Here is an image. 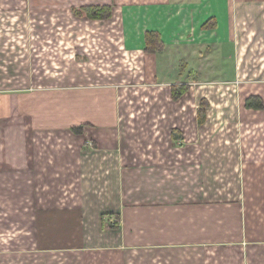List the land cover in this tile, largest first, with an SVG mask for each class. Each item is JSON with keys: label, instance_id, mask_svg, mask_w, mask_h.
<instances>
[{"label": "crops", "instance_id": "0c3cea01", "mask_svg": "<svg viewBox=\"0 0 264 264\" xmlns=\"http://www.w3.org/2000/svg\"><path fill=\"white\" fill-rule=\"evenodd\" d=\"M35 5L49 15V0H0V22L34 21ZM83 5L111 7L113 17L97 22L138 30L84 42L74 31L73 51L64 48L72 55L60 47L50 54L45 43L27 49L23 63L17 45L0 56V70H9L0 73V264H264V143L239 137V174L211 175L206 127L181 107L188 93L172 99L177 82L162 65L192 48L169 42L189 21L214 23L204 47L222 70L238 78L264 68L247 61L264 53V0ZM148 31L166 44L156 55L145 51ZM82 49L123 58L99 72L94 59L76 55ZM253 83L264 102V81ZM244 111L250 129L263 126L264 109Z\"/></svg>", "mask_w": 264, "mask_h": 264}, {"label": "rangeland", "instance_id": "374dc122", "mask_svg": "<svg viewBox=\"0 0 264 264\" xmlns=\"http://www.w3.org/2000/svg\"><path fill=\"white\" fill-rule=\"evenodd\" d=\"M34 1L36 4L37 0ZM89 7L83 5V0H49L47 8L49 15L41 13L42 7H36L35 5V10L33 11L35 13L34 21L5 20L0 22V30L2 31V36L0 37V50L2 53L0 56L2 61L15 55L13 53L15 50H12L11 53L9 52V46L13 47L15 45L18 46L19 51H22V53L18 52V63L25 61L27 49L32 46L41 47L45 43H47L46 47H50V54H55V47H60L62 54L66 52L72 55L73 52L70 53L67 48H64L70 47L72 49L75 45L74 39L77 36H74V31H76V35L82 37V42H84L86 40L90 41V37L97 36L99 32L104 37L108 31L111 32L114 29L121 33L136 32L138 30V23L133 22H97L106 19L92 18L91 14L86 12ZM112 17L113 11L111 10ZM41 18L43 20H40ZM213 24L189 21L181 23L178 28L180 29L178 31L179 36L168 41L170 43L188 45L187 47L192 48L188 52L182 51L181 53L167 54L162 65L167 67V71H165L168 72L169 76L167 77L174 79L171 80L172 82H177L171 85V94H173L174 88L177 94L183 91L184 88H188V91L181 95L182 98L183 95L189 94L181 107L187 105L198 116V123L199 118L202 121V125L199 124V127L203 125L206 127L204 141L210 147L209 173L211 175L222 174L224 178L231 179L232 176L239 174L238 152L234 148V144L238 145L239 137L249 142L251 135H253L256 142L264 143V131L261 129L262 127L264 128V122L261 123L263 125L261 128L253 126L250 129V125L247 124V121H249L248 116H242V119L238 116L240 110L243 112L250 109H264L255 108L258 106L259 100L262 102L263 100L260 96L253 95L257 87H252L255 84L253 83L254 81H264V68L246 69L243 71V75L238 78L232 75V71L226 72L222 70L224 63L219 62L218 53L212 50V46L210 49L204 47L207 42V31L214 26ZM31 30L33 34H31ZM92 44L94 45L95 43H90L89 45ZM207 44H209V41ZM5 48H8V50L5 51ZM79 53L83 59L86 58L88 60L87 58L89 57L94 59V66H97L98 69L96 70L99 72H104L102 71L104 65H110L109 67L112 66L115 69L116 65L121 63L117 61V58H123L117 52L109 55L107 53L95 54L82 49L80 52L77 51L76 55L78 56ZM126 56L128 57V55ZM247 61H251L250 63L253 66L255 64L262 66L264 53L249 55ZM3 65L6 68L0 70V73H5V77H8V64ZM23 76H19V79H24ZM149 79V73H147L145 80L150 81ZM239 80L249 84H239ZM250 82H252V85ZM174 137L176 138L175 140H178V132L175 133ZM261 168L249 165L248 170L249 172H257ZM107 221L112 222L114 227L121 222L120 218L117 219L115 217Z\"/></svg>", "mask_w": 264, "mask_h": 264}, {"label": "trees", "instance_id": "16d2710c", "mask_svg": "<svg viewBox=\"0 0 264 264\" xmlns=\"http://www.w3.org/2000/svg\"><path fill=\"white\" fill-rule=\"evenodd\" d=\"M111 10H112L111 7H89L86 9V12L91 14V17L95 18V19H110L111 18ZM206 27H208V26H206ZM145 39H146L145 51L147 54L156 55V54H158L164 50L165 46H164V43L162 41L161 35L158 32H147ZM175 90L176 89L174 88L173 89L174 92L172 94V97L174 100L177 101L181 98L182 93L188 91V88H184L183 91H181L178 94ZM258 100H259V98H258ZM255 108L263 109L264 108L263 102L261 100H259L258 106ZM199 124L202 125V121H200V118H199ZM114 217L119 219V217L115 216V215H112V216L110 215L109 219H112Z\"/></svg>", "mask_w": 264, "mask_h": 264}]
</instances>
